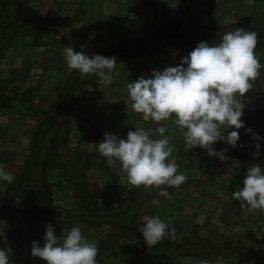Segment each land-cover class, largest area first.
I'll return each instance as SVG.
<instances>
[{
	"label": "rangeland",
	"instance_id": "rangeland-1",
	"mask_svg": "<svg viewBox=\"0 0 264 264\" xmlns=\"http://www.w3.org/2000/svg\"><path fill=\"white\" fill-rule=\"evenodd\" d=\"M45 17L59 21L58 34L40 32ZM5 24L10 28L5 29ZM165 25L263 32L264 0H20L14 5L5 23L0 21V82L24 78L32 92L29 101L21 102L17 95L8 107L0 109V166L13 175L25 167L35 130L74 74L66 68L64 48L73 47L91 57L123 40L157 36ZM61 33L56 43L45 44L50 41L46 35L55 39ZM254 54L262 67L242 98L244 127L237 130V146L224 141L212 146L217 151L228 149L225 160L187 146L171 119L160 122L168 128L165 135L170 137L178 172L187 177L178 189H166L169 199L160 196L159 189L129 184L119 162L109 167L99 155L97 143L106 131L124 138L136 127H158L131 109L126 86L142 76L150 77L153 70L178 66L188 54L144 52L117 61L111 85H103L95 76L74 86L49 135L56 140L45 141L41 158L54 207L65 216L82 214L62 218L63 232L78 226L98 247L100 240L117 231L106 224L107 219L86 215L128 205L127 220L138 230L145 218L152 216L177 230L174 238L151 247L141 232L137 237H121L113 249L98 251V264H264V213L249 212L232 200V192L243 187L247 168L255 163L264 167V37L258 39ZM248 128L252 131L247 132ZM254 133L260 141L253 138ZM257 143L259 155L254 157ZM39 176L36 171L30 191L36 192ZM16 193L10 209L0 214V247L11 248L10 264H46L31 254L32 242L40 244L43 224L16 211L21 200L16 180L11 184L0 181L1 197L11 198ZM180 244L186 251L182 252ZM189 250L194 255L187 253Z\"/></svg>",
	"mask_w": 264,
	"mask_h": 264
},
{
	"label": "clouds",
	"instance_id": "clouds-1",
	"mask_svg": "<svg viewBox=\"0 0 264 264\" xmlns=\"http://www.w3.org/2000/svg\"><path fill=\"white\" fill-rule=\"evenodd\" d=\"M257 42L255 31L235 28L225 32L219 43L199 42L178 66L153 70L150 77L142 76L129 82L126 87L131 109L159 126L154 130L136 127L124 138L106 131L104 139L97 143L99 155L105 158L109 167L119 162L120 171L126 175L129 184L159 189V195L165 199L170 198L166 189H178L187 177L178 172L179 166L172 158L170 137L165 135L168 128L160 122L171 119L187 146L199 147L206 150L209 157L225 160L228 149L217 151L212 146L218 141L233 148L237 146L240 139L237 130L244 127L242 98L251 89L262 67L254 54ZM63 57L67 70L78 72L81 78L95 75L105 86L113 83L112 72L117 65L114 56L93 54L89 57L83 51L66 47ZM233 127L236 130L228 131ZM253 138L261 140L255 133ZM256 149L254 157L259 155V143ZM14 179L12 173L0 166V181L11 184ZM242 184L243 187L232 192V200L239 201L249 212L264 213V167L260 164L248 167ZM139 231L151 247L174 238L177 230L159 216H152L145 218ZM43 239L42 247L39 241L32 242L31 254L46 264H98L95 242L85 238L78 226L66 229L58 236L49 224ZM10 255L11 248L0 247V264H10ZM201 264L210 262L202 261Z\"/></svg>",
	"mask_w": 264,
	"mask_h": 264
},
{
	"label": "trees",
	"instance_id": "trees-1",
	"mask_svg": "<svg viewBox=\"0 0 264 264\" xmlns=\"http://www.w3.org/2000/svg\"><path fill=\"white\" fill-rule=\"evenodd\" d=\"M19 1L20 0H0L1 22L4 20L5 23L7 12L11 10L12 7ZM9 25L10 24H5L4 28H10ZM40 26V32L44 34L48 33V30H52V33L54 32L55 34H58V29L60 27L59 21L52 17L43 18ZM200 28L201 30H197L188 26L186 28L179 29L178 27L174 28L171 25H165L157 32V36L142 40H123L118 45L111 46L98 54L106 57L114 56L116 58V62L124 58L137 56L144 52H152L156 55H161L164 51H168L169 53H179V55H182L183 53L188 54L198 45L199 42L207 41L210 44L219 43L221 36L225 32L229 31L225 29L214 30L207 27ZM257 34L258 39L264 37V31L258 32ZM44 38L50 40L45 42V44L47 43V46L58 41V39H54V37L51 38L49 35H46ZM93 77H95V75L81 78L79 73L74 71V74L70 78V82L66 85L65 90L51 104L47 115L44 117L37 130H35V133L33 134V141L30 144L31 154L27 158L25 167L19 173L14 175L16 183L21 191V200L16 206V211L20 212L25 218L35 219L43 224L39 234L41 247L44 244L43 237L45 235L47 225L51 224L54 227L56 234L61 236L63 234V222H61L62 218L82 217L81 213L66 214L65 216L60 210L54 207L52 199V186L47 179V175L44 173L45 169L41 168V158L43 151L45 150V141H51V139L56 140V137L49 139V135L56 127L60 112L69 100L72 89L77 83H80L82 79H85L84 82H90ZM31 92L32 89L27 88L24 78L0 82V109L8 107L12 99L17 95L21 97L19 99L21 102L29 101L31 98ZM229 152L233 153L230 150ZM249 152L252 154L251 151ZM246 163H249V161ZM260 165L262 166V164ZM36 171L40 173V176L36 192H33L30 191V186ZM16 196L17 193L11 198H4L0 196V214H3L10 209L11 201ZM129 209L130 205L119 209L107 208L105 210H99L102 212H89L86 215L88 217L107 219L106 224L111 225L113 230L117 231L116 234H108L106 236V240L103 239L99 241L97 247L98 251L113 249L121 237L132 238L141 234L137 227L132 222H128L127 220ZM183 242L188 244V239L184 238ZM179 247H183L182 252L186 251L185 246L182 244H180ZM187 253L194 255L191 250Z\"/></svg>",
	"mask_w": 264,
	"mask_h": 264
}]
</instances>
